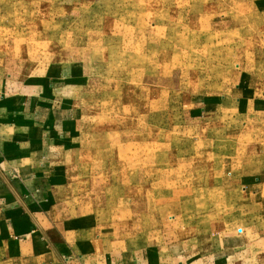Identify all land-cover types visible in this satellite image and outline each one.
I'll return each instance as SVG.
<instances>
[{
	"label": "rangeland",
	"instance_id": "rangeland-1",
	"mask_svg": "<svg viewBox=\"0 0 264 264\" xmlns=\"http://www.w3.org/2000/svg\"><path fill=\"white\" fill-rule=\"evenodd\" d=\"M261 7L0 0V95L25 97L39 85L72 109L67 136L45 154L64 177L66 217L92 219L131 247L171 244L182 226L229 227L230 163L259 152L263 130L198 118V100L228 91L261 56Z\"/></svg>",
	"mask_w": 264,
	"mask_h": 264
},
{
	"label": "crops",
	"instance_id": "crops-1",
	"mask_svg": "<svg viewBox=\"0 0 264 264\" xmlns=\"http://www.w3.org/2000/svg\"><path fill=\"white\" fill-rule=\"evenodd\" d=\"M34 91L0 95V264H264V49L228 91L198 100V118L230 116L241 131L244 122L263 130L261 150L230 163V225L182 226L171 244L131 247L114 231H96L92 219L66 217L64 177L45 154L67 136L72 109L46 98L45 87Z\"/></svg>",
	"mask_w": 264,
	"mask_h": 264
}]
</instances>
